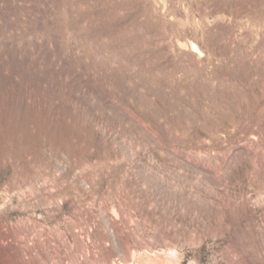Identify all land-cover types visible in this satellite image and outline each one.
<instances>
[{
    "label": "rangeland",
    "instance_id": "obj_1",
    "mask_svg": "<svg viewBox=\"0 0 264 264\" xmlns=\"http://www.w3.org/2000/svg\"><path fill=\"white\" fill-rule=\"evenodd\" d=\"M0 264H264V0H0Z\"/></svg>",
    "mask_w": 264,
    "mask_h": 264
},
{
    "label": "bare ground",
    "instance_id": "obj_2",
    "mask_svg": "<svg viewBox=\"0 0 264 264\" xmlns=\"http://www.w3.org/2000/svg\"><path fill=\"white\" fill-rule=\"evenodd\" d=\"M194 49H195V47H194Z\"/></svg>",
    "mask_w": 264,
    "mask_h": 264
}]
</instances>
